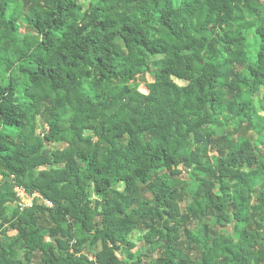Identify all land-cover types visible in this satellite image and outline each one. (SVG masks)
I'll return each instance as SVG.
<instances>
[{
	"label": "trees",
	"instance_id": "1",
	"mask_svg": "<svg viewBox=\"0 0 264 264\" xmlns=\"http://www.w3.org/2000/svg\"><path fill=\"white\" fill-rule=\"evenodd\" d=\"M0 264H264V0H0Z\"/></svg>",
	"mask_w": 264,
	"mask_h": 264
},
{
	"label": "built area",
	"instance_id": "2",
	"mask_svg": "<svg viewBox=\"0 0 264 264\" xmlns=\"http://www.w3.org/2000/svg\"><path fill=\"white\" fill-rule=\"evenodd\" d=\"M15 191H16V194L19 196L18 205L20 209L31 206V204L34 202V199L39 198L38 193H33L29 195L20 187H15ZM42 200L47 207H52L53 203L51 201L44 200V199Z\"/></svg>",
	"mask_w": 264,
	"mask_h": 264
},
{
	"label": "rangeland",
	"instance_id": "3",
	"mask_svg": "<svg viewBox=\"0 0 264 264\" xmlns=\"http://www.w3.org/2000/svg\"><path fill=\"white\" fill-rule=\"evenodd\" d=\"M145 81H151V78L149 77V76H145L143 79L141 78V77H138L137 78V80L134 82V84H136L137 85V87L139 88V90H141V91H143V92H145L146 91V88H145ZM42 129V125H39L38 126V129H37V131H40ZM58 145V144H57ZM56 145V146H57ZM58 146H64V144L62 145V144H60V145H58ZM46 224V223H45ZM142 233V231L141 230H139V231H137L134 235H137V234H141ZM136 245L137 246H142V243H136ZM135 249V248H134Z\"/></svg>",
	"mask_w": 264,
	"mask_h": 264
}]
</instances>
